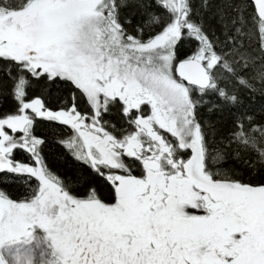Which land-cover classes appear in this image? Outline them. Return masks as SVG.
<instances>
[{
    "label": "snow or ice",
    "instance_id": "obj_1",
    "mask_svg": "<svg viewBox=\"0 0 264 264\" xmlns=\"http://www.w3.org/2000/svg\"><path fill=\"white\" fill-rule=\"evenodd\" d=\"M225 14L0 0V264H264V55Z\"/></svg>",
    "mask_w": 264,
    "mask_h": 264
},
{
    "label": "trees",
    "instance_id": "obj_2",
    "mask_svg": "<svg viewBox=\"0 0 264 264\" xmlns=\"http://www.w3.org/2000/svg\"><path fill=\"white\" fill-rule=\"evenodd\" d=\"M218 7L224 9L227 31L237 43L242 41L244 48L257 58L264 55L261 52L264 49V22L257 17L251 0H218ZM233 20L236 21L235 24ZM216 27L219 29L220 24L217 23ZM221 38L224 39L223 36Z\"/></svg>",
    "mask_w": 264,
    "mask_h": 264
},
{
    "label": "water",
    "instance_id": "obj_3",
    "mask_svg": "<svg viewBox=\"0 0 264 264\" xmlns=\"http://www.w3.org/2000/svg\"><path fill=\"white\" fill-rule=\"evenodd\" d=\"M252 2V0H251ZM256 15L257 12L255 11ZM257 17L259 18V20H261L262 22H264V8L260 9V15H257Z\"/></svg>",
    "mask_w": 264,
    "mask_h": 264
}]
</instances>
